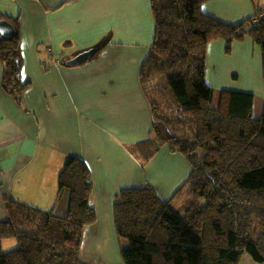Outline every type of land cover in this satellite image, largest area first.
I'll use <instances>...</instances> for the list:
<instances>
[{
	"label": "crops",
	"instance_id": "0c3cea01",
	"mask_svg": "<svg viewBox=\"0 0 264 264\" xmlns=\"http://www.w3.org/2000/svg\"><path fill=\"white\" fill-rule=\"evenodd\" d=\"M257 9L264 10V0H210L202 7L232 26ZM0 15L19 22L20 79L27 84L20 96L6 91L0 58V223L9 220L8 200L65 217L70 193L60 192L58 174L75 156L90 169L97 216L84 230L81 261L124 264L114 220L118 194L152 187L168 202L192 173L187 159L168 146L143 169L134 149L152 131L139 74L155 35L151 0H0ZM103 44L88 62L66 64ZM205 79L215 92L225 83V91L254 96V117H262L263 53L251 38L235 42L230 54L224 40L210 43ZM240 264L256 263L244 256Z\"/></svg>",
	"mask_w": 264,
	"mask_h": 264
},
{
	"label": "trees",
	"instance_id": "16d2710c",
	"mask_svg": "<svg viewBox=\"0 0 264 264\" xmlns=\"http://www.w3.org/2000/svg\"><path fill=\"white\" fill-rule=\"evenodd\" d=\"M208 1L151 0L155 35L139 74L151 106L152 131L134 149L143 169L168 146L187 159L192 173L168 202L152 187L118 194L116 234L119 242L130 244L121 248L124 264H240L244 256L264 264V108L256 119L254 96L215 92L205 79L209 44L222 39L230 54L233 44L246 37L262 49L264 79V10L232 26L203 13ZM3 19L15 32L0 42L3 86L20 96L27 84L20 79L19 22L0 15ZM58 186L70 193L65 217L7 201L0 264H85L84 230L97 221L86 162L68 157ZM180 195L183 205L175 208L172 203ZM11 241L15 246L5 252L3 244Z\"/></svg>",
	"mask_w": 264,
	"mask_h": 264
},
{
	"label": "water",
	"instance_id": "95a60500",
	"mask_svg": "<svg viewBox=\"0 0 264 264\" xmlns=\"http://www.w3.org/2000/svg\"><path fill=\"white\" fill-rule=\"evenodd\" d=\"M14 26L8 22L6 19L0 20V42L3 39L11 37L14 34ZM97 51V48L90 49L84 52H81L73 59L67 62L69 66L82 65L89 61L92 55Z\"/></svg>",
	"mask_w": 264,
	"mask_h": 264
},
{
	"label": "rangeland",
	"instance_id": "374dc122",
	"mask_svg": "<svg viewBox=\"0 0 264 264\" xmlns=\"http://www.w3.org/2000/svg\"><path fill=\"white\" fill-rule=\"evenodd\" d=\"M204 6V5H203ZM225 79V77H223V80ZM225 85H227V84H222L220 87H219V92H222V91H225V90H223V87H225ZM254 111H255V109H254ZM61 171V170H60ZM60 173V172H59ZM58 178H59V174H58ZM181 198V195L177 198V199H175L174 200V202L172 203V205L175 207V208H179L181 205H183V200H179ZM32 203L33 202H31V205H32ZM30 205V206H31ZM31 207H33V208H36V209H39V210H42V211H44V209H42V208H40V205H32ZM44 212H47V213H50V211H44ZM11 242H15V241H11ZM7 244H10V242L9 243H4L3 244V250L5 251V252H8V251H10V249H12V248H8V246H7ZM12 244V243H11ZM113 244V240L111 241V245ZM120 246H122L123 247V249H127V248H129V246H130V244H129V241H127V240H121L120 241ZM91 252L93 251V250H90Z\"/></svg>",
	"mask_w": 264,
	"mask_h": 264
},
{
	"label": "built area",
	"instance_id": "2783aa9c",
	"mask_svg": "<svg viewBox=\"0 0 264 264\" xmlns=\"http://www.w3.org/2000/svg\"><path fill=\"white\" fill-rule=\"evenodd\" d=\"M42 66H43V68L48 67V65L46 63H43ZM0 175H1V170H0Z\"/></svg>",
	"mask_w": 264,
	"mask_h": 264
}]
</instances>
